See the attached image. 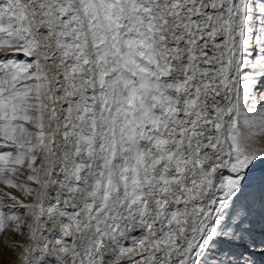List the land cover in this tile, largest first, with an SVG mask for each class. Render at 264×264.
Listing matches in <instances>:
<instances>
[{
    "label": "snow or ice",
    "instance_id": "snow-or-ice-1",
    "mask_svg": "<svg viewBox=\"0 0 264 264\" xmlns=\"http://www.w3.org/2000/svg\"><path fill=\"white\" fill-rule=\"evenodd\" d=\"M0 264H264V0H0Z\"/></svg>",
    "mask_w": 264,
    "mask_h": 264
}]
</instances>
